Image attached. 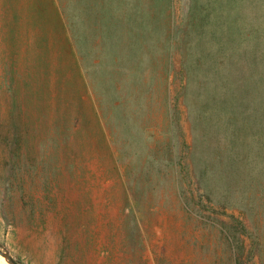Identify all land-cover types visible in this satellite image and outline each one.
Returning a JSON list of instances; mask_svg holds the SVG:
<instances>
[{"label": "rangeland", "instance_id": "374dc122", "mask_svg": "<svg viewBox=\"0 0 264 264\" xmlns=\"http://www.w3.org/2000/svg\"><path fill=\"white\" fill-rule=\"evenodd\" d=\"M21 1L0 0V21L21 4L65 12L69 32L37 42L24 23L10 41L66 100L58 112L73 108L76 159L46 157L26 119L20 146L0 117V250L19 264H264V0Z\"/></svg>", "mask_w": 264, "mask_h": 264}, {"label": "trees", "instance_id": "16d2710c", "mask_svg": "<svg viewBox=\"0 0 264 264\" xmlns=\"http://www.w3.org/2000/svg\"><path fill=\"white\" fill-rule=\"evenodd\" d=\"M16 1H19V4L22 3L21 0ZM48 12L51 14V25L49 24V31H46V26H44L42 19L45 18ZM24 23L28 27L32 24L31 33H28L37 42H47L49 40L47 33L50 31L52 34L69 32L65 12L54 2L49 3L47 6L43 2L37 5L32 4L23 9L21 4L19 18L15 20H7L5 18V20L0 21V64H4L2 57L7 62V65L2 67L5 79L0 82V97L2 99L0 104H5L1 106L0 117L6 116L9 118V125H11V130H13L14 134L13 137L20 146H22V142L24 144L27 143L26 136L24 138V132L20 128L22 119H26L25 131L34 134L32 136L33 140L40 141L39 145L45 149L46 157L50 159L57 157L64 161L65 164L73 163L74 159H76V147L73 144L75 132L68 128H72L71 114L73 108L71 113H69L66 111L69 107L66 104V100L61 105L59 99L51 91L41 92L37 84L39 74H36L34 68L31 71V66L27 68L18 59V56L23 55L25 52L24 49L12 48L16 43L11 44L10 38L23 35L20 29ZM34 52L39 53L29 57L35 65L36 57L41 54V51ZM44 94L49 100H46ZM65 106L67 108L59 113L58 110L65 108ZM10 139L11 137H5L3 140L8 141ZM138 205L139 202L136 197L134 200L128 198L127 208L132 212L134 219L139 218V212L143 214L146 211L143 205L140 207Z\"/></svg>", "mask_w": 264, "mask_h": 264}, {"label": "water", "instance_id": "95a60500", "mask_svg": "<svg viewBox=\"0 0 264 264\" xmlns=\"http://www.w3.org/2000/svg\"><path fill=\"white\" fill-rule=\"evenodd\" d=\"M0 256L7 260L9 264H19L9 253L0 250Z\"/></svg>", "mask_w": 264, "mask_h": 264}, {"label": "bare ground", "instance_id": "6f19581e", "mask_svg": "<svg viewBox=\"0 0 264 264\" xmlns=\"http://www.w3.org/2000/svg\"><path fill=\"white\" fill-rule=\"evenodd\" d=\"M0 264H7L6 259L0 256Z\"/></svg>", "mask_w": 264, "mask_h": 264}]
</instances>
